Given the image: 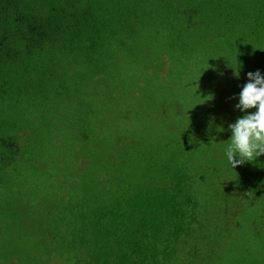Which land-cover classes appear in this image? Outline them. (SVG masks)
Wrapping results in <instances>:
<instances>
[{
	"label": "rangeland",
	"instance_id": "1",
	"mask_svg": "<svg viewBox=\"0 0 264 264\" xmlns=\"http://www.w3.org/2000/svg\"><path fill=\"white\" fill-rule=\"evenodd\" d=\"M141 13L138 34L46 49L31 80L2 79L0 133L15 134L21 150L0 162V264H88L131 197L174 167L205 165V178L216 169L201 152L217 150L242 115L234 94L249 69L233 78L225 35L179 30L161 8ZM212 177L197 197L222 193Z\"/></svg>",
	"mask_w": 264,
	"mask_h": 264
},
{
	"label": "trees",
	"instance_id": "2",
	"mask_svg": "<svg viewBox=\"0 0 264 264\" xmlns=\"http://www.w3.org/2000/svg\"><path fill=\"white\" fill-rule=\"evenodd\" d=\"M149 8L168 11L184 32L203 25V34L225 35L235 68L264 74V0H0V118L3 78L31 80L42 71L38 61L46 49H73L77 42L92 48L103 34L121 29L138 34L141 9ZM225 135L223 144L230 131ZM20 148L15 134L0 133V162L12 163ZM205 151L217 169L207 178L222 183V193L195 194L206 183L205 165L174 167L168 180L129 199L124 206L131 212L117 209L109 237L93 246L88 264H264V154L259 163L232 168L218 149Z\"/></svg>",
	"mask_w": 264,
	"mask_h": 264
},
{
	"label": "clouds",
	"instance_id": "3",
	"mask_svg": "<svg viewBox=\"0 0 264 264\" xmlns=\"http://www.w3.org/2000/svg\"><path fill=\"white\" fill-rule=\"evenodd\" d=\"M234 75L239 78V67L234 70ZM246 76L247 82L238 94H234L238 97L234 108L242 115L228 124L230 137L227 142L214 145L232 168L245 162L259 163L257 157L264 154V74L257 69L247 72ZM253 108L255 111H246ZM216 131L219 133L225 129L222 125H217ZM261 166L264 167V164Z\"/></svg>",
	"mask_w": 264,
	"mask_h": 264
}]
</instances>
